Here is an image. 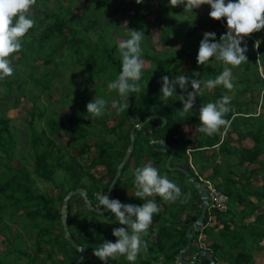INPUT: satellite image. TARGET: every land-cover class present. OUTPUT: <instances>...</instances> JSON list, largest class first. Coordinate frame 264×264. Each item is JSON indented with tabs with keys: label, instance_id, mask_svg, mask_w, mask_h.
I'll return each mask as SVG.
<instances>
[{
	"label": "trees",
	"instance_id": "16d2710c",
	"mask_svg": "<svg viewBox=\"0 0 264 264\" xmlns=\"http://www.w3.org/2000/svg\"><path fill=\"white\" fill-rule=\"evenodd\" d=\"M93 2L96 4L94 11L109 17L107 20L109 26L118 24L126 17L129 18L128 23L132 27L137 26L135 21L144 20V16H139L144 0L139 4L136 0L115 2L93 0ZM225 3H227L226 0ZM207 7L205 17L200 16L197 24L199 26L191 23L187 36L179 39V29L172 32L173 34L170 33L173 12L171 10L175 7L163 5L158 18L151 23L162 27V46L169 51L152 52L148 47L141 46L142 58H147L150 66L143 68L141 79L138 81L140 92L129 93L127 97L129 107L124 112H118L115 108L109 110V105L112 106L113 102L106 97L104 91L100 92L95 88H91L92 93L96 94L97 98L106 100L107 105L104 115L94 119L86 118L88 115L86 105L95 98L91 96L79 98L77 89L71 90L76 98V104H72L69 113L58 114L55 110L46 113L44 109L36 105V100L32 99L25 133L26 146L29 150L20 156L23 163L19 166L12 164L16 157L15 147L18 140L15 129L10 124V119L0 114V233L4 234L7 240H19V243L23 244L25 241L20 238L21 235L10 230V224H16L18 228L23 229V234H26V239L32 242L35 250L34 254L26 251L18 253L12 248L10 252L0 256V264H20L19 258L24 260L23 264H47V260L52 264H74L79 257V252L65 238L60 215L65 194L69 190L83 187L87 190L89 199L94 204H98L97 193L107 194L108 186L129 145L130 129L144 116L154 114L164 116L166 123L161 126V119L154 116L140 130L134 129V147L115 184L113 199L135 205H142L145 202L135 197L133 181L135 169L146 164L155 166L160 174H167V178L177 184L181 193L190 195L186 202L181 203V199L184 198L182 196L163 211L159 210L153 215L147 235L142 236V240L147 243L145 257L139 253L135 264H156L158 259H161L160 264H180L176 262L175 254L185 246L186 229L198 217L201 209L197 191L188 182L184 173L173 170L185 180L182 182L165 167L168 152L162 153L158 144H149L147 135L151 126H157L153 132L155 138H163L174 148L171 165L185 168L197 179L201 177L210 181L220 193L226 196V208L224 210L211 208L207 211L203 227L194 234L190 249L183 253L182 257L189 254L190 257L187 260H190L195 252L204 248L212 254L213 264H251L252 252L264 247L262 245L264 240V112L254 114L249 111L250 105L258 104L259 101L264 102V29L245 37L241 43V47L246 44L250 52L245 53L248 61L243 62L239 67L232 68L234 71L242 68L232 78L234 86L240 84V86L236 85V88L238 96L242 97H231L229 105L231 111L224 117L226 120H231V126L226 134L223 127L219 133L212 136L198 131L199 108L208 102H216L224 95L229 96L231 91L223 86L204 89L202 94L196 97L193 108L184 116L180 115L183 103L179 98L186 93H183L178 85L172 97L167 100L161 99L162 76L166 75L169 79H174L179 75H186L190 79L202 78L206 82L209 79H215L223 72V63L215 64V58H211L205 65H199L196 60L199 46L192 43V38L197 32V27L203 29V34L215 32L216 41H219L227 31L226 19L210 18L211 6L207 4ZM70 14L69 8L61 13L43 7L31 15L30 18L35 21V25L24 37L21 51L13 54L17 55L16 63L22 66L25 77L16 75L9 80L7 77L0 80V85L6 92L5 97H10L14 88L19 89L23 94L21 86L29 80L35 86L44 88L43 83L57 74V68L65 56L69 59H80L86 55L90 61L94 62L98 73L105 74L106 80L114 79L119 75L121 57L118 44L120 42L116 36L103 37L97 31L98 19L96 18H89L86 27L76 30L66 18V15ZM197 14L198 11L194 8L192 12L185 13L184 19H194ZM177 17L180 18L178 15ZM221 20L225 22V26L221 24ZM87 29L97 33V40L90 38ZM148 31L145 29L146 33H149ZM79 32L82 34L80 35ZM115 32L122 33L121 28H117ZM122 35L125 40L130 38V33H122ZM202 38L203 35L200 41ZM256 41H260L259 48L255 47ZM63 46L65 47L62 48ZM64 49L69 50L68 54L64 53ZM188 62L189 65H186ZM173 63L177 65H171ZM251 64H253V70L250 67ZM181 66L184 67L182 71ZM259 67L263 69V72L259 70ZM256 90L260 93L259 98L253 95ZM188 91H192L191 85ZM247 95L249 100L246 98ZM114 96L116 97L114 101L124 103V100L119 99L117 91ZM260 106L264 110V104L261 103ZM111 115L115 116L117 121L109 125L108 118ZM35 119L43 121L42 129H36ZM186 126L195 128L193 135L182 134ZM95 127L104 129L105 135L96 133ZM62 130H66L72 138L71 143L66 146L57 143ZM106 135L110 136L107 138ZM247 138L251 139V143L247 146L241 145V142ZM92 148H94L93 152ZM72 149H78L82 156L72 154L70 152ZM28 157H32V164L27 160ZM30 166L31 169H29ZM97 167H102L105 170L104 174L95 176L92 171ZM58 170L64 178L61 182L57 179ZM257 176L262 180L260 186L252 184V180ZM38 180L50 184L51 189L57 191L56 194L51 197L47 191L38 192L36 186ZM120 189H124L121 194ZM148 199H154L157 205L165 202L159 196ZM73 203L77 205L81 203L84 208L86 206L79 195L72 196L68 202L69 231L79 245L87 248L86 255L80 264H104L90 253L91 249L96 248L95 235L99 236V244L105 240L114 242L116 237L112 235V228L126 226L120 225L110 211L100 214V220H98L97 213L91 211V215L77 209L75 214L82 220V224H78L72 212ZM184 213L187 219L183 218ZM211 216L215 218L213 224L209 225ZM73 230L76 231L77 238L74 237ZM200 235H204L209 242L202 246L198 242ZM194 241L197 243L194 244ZM56 252L60 253L59 258H56ZM18 254L19 258L13 260L14 255ZM40 254L43 256L40 257ZM5 258H12L13 261L10 263ZM107 264H130V262L124 256H120L116 260L109 259ZM193 264L211 263L204 256L198 255Z\"/></svg>",
	"mask_w": 264,
	"mask_h": 264
},
{
	"label": "clouds",
	"instance_id": "9594fccd",
	"mask_svg": "<svg viewBox=\"0 0 264 264\" xmlns=\"http://www.w3.org/2000/svg\"><path fill=\"white\" fill-rule=\"evenodd\" d=\"M37 0H0V80L13 75L11 57L22 49V41L35 21L29 17V12ZM142 0H136L141 3ZM173 7L183 5L184 11L192 12L194 8L208 4L211 6L210 18L214 20L226 19L227 31L216 41L215 32H205L199 44L196 57L199 65H205L211 58H215L224 65V70L215 79H209L202 83L198 79H190L186 75H179L174 79L162 76L161 92L162 100H167L176 92V86L186 95H181L179 100L183 103L181 116L189 113L194 106L197 96L203 89H215L223 86L231 91L232 68L239 67L248 61L245 53L247 45L241 47L245 37L264 29V0H169ZM130 38L118 44V52L121 57V71L119 75L108 83L109 90H115L119 96L127 98L129 93H139L138 81L141 79L144 61L142 59L141 42L144 38L143 31L129 30ZM260 41H256L255 47L259 48ZM231 66V67H229ZM191 85L192 91H188ZM231 97L224 95L216 102H208L199 108L198 131L208 136L219 133L224 128V133L231 126V120L224 117L231 111L229 107ZM107 101L103 98H95L87 103L86 118L94 119L104 115ZM112 107L118 112L128 109L127 99L124 103L113 101ZM135 197L145 201L142 205L121 203L118 199H109L107 194L97 193V208H105L114 214L115 220L120 225L112 230L115 242L105 240L99 247L93 250V255L104 264L108 260H116L124 256L130 264L135 261L143 249L147 250V243L142 236L147 235V230L152 224L153 215L159 212V207L154 199L149 197L159 196L166 203H174L182 196L181 203L188 199V195L181 193L180 188L162 176L159 170L151 164L138 167L134 171Z\"/></svg>",
	"mask_w": 264,
	"mask_h": 264
},
{
	"label": "rangeland",
	"instance_id": "374dc122",
	"mask_svg": "<svg viewBox=\"0 0 264 264\" xmlns=\"http://www.w3.org/2000/svg\"><path fill=\"white\" fill-rule=\"evenodd\" d=\"M113 2L118 0H112ZM228 2V0H226ZM170 5L169 0H144L143 5L140 7L139 16H144V20H137L135 21L136 27H132L131 24L128 23L129 18H124L121 22L114 25H107L108 16L100 15L99 12L94 11L96 8L95 2L93 0H37L36 4L32 6L29 12V17H31L32 14L37 13L41 8H48L53 9L58 12L64 13L67 8L71 11L70 15H66V18L70 20V24L73 28L76 30H80L82 27L87 26V20L89 18H96L98 19V24L96 25L97 31L103 35V37H115L119 42H122L125 40V37L122 35L130 33L129 30H140L144 33V38L141 42V46L148 47L149 50L152 52H159V51H169V49L165 50L162 46V27L156 26L152 24L151 22L154 19H157L158 14L160 11L163 10V5ZM173 6L170 5V8ZM198 11V14L195 15L196 17L184 19V16L186 11H184V6H176L175 9L171 10V27H170V33L173 34L175 30L179 29V39L184 38L187 36L188 30H190L192 24L194 23V26H199L198 21L200 20V16L205 17V14L207 13L208 7L207 4L201 5L200 7L196 8ZM177 15L180 17L178 18ZM95 26V25H94ZM117 28H121L122 33H116L115 30ZM145 29L149 30V33L145 32ZM197 32L192 38V43L196 46H199L201 36L203 35V29L201 27H197ZM88 35L92 40H97L98 35L97 33L92 29H87ZM65 32L67 33L68 30L66 29ZM81 35L82 33L79 32ZM120 34V35H118ZM115 35V36H114ZM177 44V42H175ZM63 46L62 48H64ZM248 52H250V49L247 48ZM69 50L64 49V53L68 54ZM11 66L13 67V75L10 77H7V79H12L16 75L19 77H25V73L23 72V68L21 65H18L16 63L17 61V55H13L11 58ZM75 59V60H74ZM69 59L66 56L61 59L62 63L57 68V74L52 78L48 79L43 84L45 85L44 88H40L38 86H35L34 83L29 80L27 83H24L21 86V90L24 91L23 94L20 93L19 89L14 88L10 94V97H5L6 92L4 91V87L0 85V114L6 115L10 119V124L14 127L15 133L17 135V141H16V147H15V155L16 157L13 159L12 164L14 166H19L22 162V158L20 157L22 154H25L29 148L26 146V119L30 117L31 107H32V99L36 100V105L44 109L46 113H49L53 110H55L58 114L63 113H69L70 108L73 103H75V97L71 93V90L77 89L79 91V98H85L86 96H91L93 98H97L96 94H93L91 91V88H95L96 90L104 91L111 102H113L116 97L114 96L115 90H109L108 89V83L111 82L114 79L106 80V76L103 73H98L97 67L95 66L93 61H90L87 56L77 59ZM144 61V68H148L150 66V62L147 58H142ZM39 63V62H38ZM220 61L215 60V64H220ZM173 66H176L177 64L173 63L171 64ZM189 65V62L186 64ZM251 69L253 70V64H251ZM43 68V67H42ZM183 66L180 67V70H183ZM242 69V68H241ZM240 69V70H241ZM240 70H232V78L237 75ZM259 70L263 72V69L259 67ZM95 72V73H94ZM264 74V72H263ZM160 82L161 80L158 79ZM200 81L202 83L203 88V79L200 78ZM235 84L231 92L229 93V96L234 98L238 96L237 88ZM204 90V89H203ZM209 93H211L210 90H208ZM253 95L256 96V98L260 97V93L258 90L254 91ZM239 98L242 96L239 95ZM247 100H249V96H246ZM120 100H124L127 98L119 96ZM128 102V99H127ZM264 104V102L259 101L258 104L250 105L249 111L251 113H259L264 112V110L259 107V105ZM76 104V103H75ZM109 110H113V107L109 105ZM117 121L116 117L111 115L108 118V124L112 125ZM34 125L37 130L42 129L43 127V121L40 119L34 120ZM126 128V127H124ZM95 132L100 133L101 135H105L104 129H99L95 127ZM195 132V128L192 126H186L182 130L183 135H193ZM110 135H106L108 138ZM60 138V139H59ZM59 138L57 139V143L61 144L62 146H66L67 144H70L72 141V138L69 136L66 130H62L59 134ZM90 142H92V138L89 139ZM251 143V139L247 138L243 142H241V145L247 146ZM189 146V145H188ZM92 152L94 151V148L91 149ZM72 154H76L77 156H82L81 152L78 149H72L70 150ZM84 156V155H83ZM264 156V155H263ZM29 162H33L32 157H28L27 159ZM182 163V162H181ZM153 166V165H152ZM155 167V166H153ZM31 169V166L30 168ZM104 169L102 167L95 168L92 172L95 174V176H100L101 174H104ZM170 171V170H169ZM59 174L57 176V179L61 182L64 178L63 175H61V171H57ZM171 173L181 180L182 182H185L184 179L181 178L180 174H178L176 171L171 170ZM162 176H166L167 174H161ZM261 179L260 177H255L252 180V184L254 186H260L261 185ZM37 191H47L49 192L50 196L53 197L56 194V190H52V186L48 183L37 181L36 182ZM218 190V189H217ZM124 189H120L119 193H123ZM134 193V192H133ZM76 196V195H75ZM78 196V195H77ZM172 203H166L162 202L158 205L159 210L163 211L165 208L170 206ZM83 210L85 213L91 214V210L88 208H84L82 204L80 203L77 205L76 203H73L72 206V212L75 216V221L78 224H82L81 217L77 214H75V211ZM190 209V208H189ZM188 209V212H189ZM262 210V209H260ZM92 215V214H91ZM100 214L97 213L96 218L100 220ZM183 218L187 219V215L184 213ZM214 216H211L209 225H212L214 222ZM116 228V227H114ZM112 228V229H114ZM10 230H14V232L18 233L19 236L21 235V239H23L25 242L23 244L19 243V240H13V239H5L4 234L0 233V256H3L6 252H10L12 248H14L16 251L14 252H21L26 251L30 254H34L35 250L32 245V242L26 239V234H23V229L18 228L16 224H10ZM74 237L77 238L78 235L76 231L73 230ZM154 239V237H151ZM99 236L95 235V246L96 248L100 246L98 243ZM117 238L114 239V242ZM198 242L203 246L204 244L208 243L205 239L204 235H200L198 238ZM197 243V241H194V244ZM262 245L264 246V240L262 241ZM90 253H93V250H90ZM142 257H145V251L142 249L140 252ZM18 255H14L13 260H16V258H19ZM40 257L43 256V254L39 255ZM252 262L251 264H264V247L261 250H254L252 252ZM60 257V253L56 252V258ZM190 255L188 254L185 259H189ZM8 262H12V258L8 259ZM160 260H157L156 264H160ZM20 264H23L24 260L19 258ZM47 264H52L49 260L46 262ZM227 264V263H225Z\"/></svg>",
	"mask_w": 264,
	"mask_h": 264
},
{
	"label": "water",
	"instance_id": "95a60500",
	"mask_svg": "<svg viewBox=\"0 0 264 264\" xmlns=\"http://www.w3.org/2000/svg\"><path fill=\"white\" fill-rule=\"evenodd\" d=\"M154 116L159 117L161 119V121H162L161 126L165 125V123H166L165 117L162 115L154 114V115L144 116L138 124H136L134 127H132L130 129L129 145H128L125 153H124V156L122 157L120 163L117 166L115 175H114L111 183L108 186L107 195L109 196V199H113V192L115 189V184L121 175L123 166L125 165L127 160L130 158L131 152L133 150L134 140H135V130L134 129L136 128V130H140ZM156 129H157V126H151L148 129V135L147 136H148L149 144L150 145L158 144V145H160L159 150L162 153L168 152V156L165 159V167L168 170H177V171L184 173V175L187 177L188 182L197 191V194H198L200 201H201L200 213H199L198 217L187 227L186 232H185L187 242H186L185 246L175 254V260H176V262H178L180 264H193L196 260V257L198 255H200V256H204L207 260L210 261L211 264H213L214 260H213L212 254L207 249H204V248H200L197 252H195L190 260L184 259L182 257L183 253H185L186 251H188L190 249V247L192 245V238H193L194 234L196 232H199L204 225V218H205L206 213L208 211V204H209L208 190L202 181L195 178V176L191 175V173L189 171H187L185 168H183L181 166H177V165H171V159L174 155L175 150L163 138H155L154 137L153 132ZM74 195L81 196L83 198L84 205L89 210H91L95 213L105 214L109 210H107L105 208H97V205H95L91 201V199H89V197L87 195V190L83 187H79V188H76L73 190H69L65 194V196L62 200V206H61V212H60L61 222H62V226H63V232H64L65 238L68 240V242L71 244V246L79 252V257L76 259L74 264H80L86 255L87 248L84 245H79L74 240L71 232L69 231L68 224H67L68 202H69V199Z\"/></svg>",
	"mask_w": 264,
	"mask_h": 264
},
{
	"label": "built area",
	"instance_id": "2783aa9c",
	"mask_svg": "<svg viewBox=\"0 0 264 264\" xmlns=\"http://www.w3.org/2000/svg\"><path fill=\"white\" fill-rule=\"evenodd\" d=\"M221 24L225 26V22L222 20H221ZM191 168L194 169L193 165H191ZM199 180L205 184L208 190V195H209L208 211L211 208H217L219 210H224L226 208V196L220 193L210 181L202 179L201 177L199 178Z\"/></svg>",
	"mask_w": 264,
	"mask_h": 264
},
{
	"label": "flooded vegetation",
	"instance_id": "af4514ba",
	"mask_svg": "<svg viewBox=\"0 0 264 264\" xmlns=\"http://www.w3.org/2000/svg\"><path fill=\"white\" fill-rule=\"evenodd\" d=\"M95 205H97V204L95 203Z\"/></svg>",
	"mask_w": 264,
	"mask_h": 264
}]
</instances>
